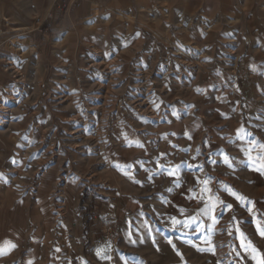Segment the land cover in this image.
I'll return each instance as SVG.
<instances>
[{"label":"rangeland","instance_id":"374dc122","mask_svg":"<svg viewBox=\"0 0 264 264\" xmlns=\"http://www.w3.org/2000/svg\"><path fill=\"white\" fill-rule=\"evenodd\" d=\"M136 6L0 58V264L264 259V0Z\"/></svg>","mask_w":264,"mask_h":264},{"label":"crops","instance_id":"0c3cea01","mask_svg":"<svg viewBox=\"0 0 264 264\" xmlns=\"http://www.w3.org/2000/svg\"><path fill=\"white\" fill-rule=\"evenodd\" d=\"M243 1V0H238ZM0 0V58L12 51L19 35H31L32 32H20L34 26V19H40L36 29L43 37L38 47L45 45L48 34V16L55 13L57 18H68L73 23L90 19L95 10L137 8L140 0ZM46 31H42V29Z\"/></svg>","mask_w":264,"mask_h":264},{"label":"snow or ice","instance_id":"6c2138e0","mask_svg":"<svg viewBox=\"0 0 264 264\" xmlns=\"http://www.w3.org/2000/svg\"><path fill=\"white\" fill-rule=\"evenodd\" d=\"M260 147H261V148H264V145H260ZM249 159L252 160V157L250 156ZM257 159H259V160H261V161H264V157H257ZM225 161L227 162V157H225ZM254 170H255V171H262V172H264V163H261L260 166L257 167V168H255ZM174 171H175V170H173V172H174ZM204 183L207 184V181H205ZM229 194L232 195V196H234L235 199H237V200H239V201H243V199H244L243 197H241V196L238 195L237 193L232 192L230 189H229ZM227 207L231 208V205H228ZM249 211H251V209H249ZM214 220H215V218H214ZM174 223H175V221H174ZM258 231H259L260 235H261L262 237H264V229L260 228L259 225H258ZM11 247L14 248L15 245H12ZM253 251H255V250L253 249ZM97 255H100V253L98 252ZM253 258L256 259V257H253ZM257 264H264V259H258V260H257Z\"/></svg>","mask_w":264,"mask_h":264},{"label":"built area","instance_id":"2783aa9c","mask_svg":"<svg viewBox=\"0 0 264 264\" xmlns=\"http://www.w3.org/2000/svg\"><path fill=\"white\" fill-rule=\"evenodd\" d=\"M102 227H103L102 232L105 240L109 243L116 244L119 236L116 229L112 227V225L109 223H103Z\"/></svg>","mask_w":264,"mask_h":264}]
</instances>
